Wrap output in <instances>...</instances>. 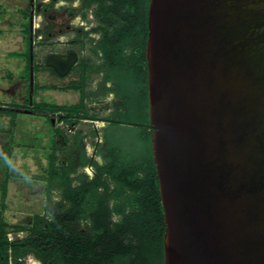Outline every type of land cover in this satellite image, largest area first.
<instances>
[{
	"label": "water",
	"instance_id": "95a60500",
	"mask_svg": "<svg viewBox=\"0 0 264 264\" xmlns=\"http://www.w3.org/2000/svg\"><path fill=\"white\" fill-rule=\"evenodd\" d=\"M148 26L164 264H264V0H150Z\"/></svg>",
	"mask_w": 264,
	"mask_h": 264
},
{
	"label": "trees",
	"instance_id": "16d2710c",
	"mask_svg": "<svg viewBox=\"0 0 264 264\" xmlns=\"http://www.w3.org/2000/svg\"><path fill=\"white\" fill-rule=\"evenodd\" d=\"M124 1L126 6L113 15L110 6L103 3L106 15L101 22L106 26L99 50L92 52L101 62L91 59L89 63L85 58L81 79L63 87L77 90L79 103L28 99L25 104H10L58 113L60 121L68 124L96 119L86 104L88 78L94 72H103V94L113 91L119 99L104 117L108 121L105 145L95 143V154L102 155L103 163L88 155L81 129L75 135L58 129L65 145L57 142L54 134L47 169L38 176L46 182L45 213H35L27 223H9L0 215V264H23L28 254H34L42 264H164L166 224L149 125L146 47L150 0ZM14 54L26 57L23 76L29 81V49ZM41 66L35 63V71ZM107 81L113 85L106 87ZM41 88L35 83L34 92ZM48 122L52 123V117ZM59 150L66 155L65 161L59 160ZM84 166H91L93 174L79 172ZM6 185L7 179L2 184L3 200ZM56 190L60 199L52 201ZM10 232H23L24 236L12 239Z\"/></svg>",
	"mask_w": 264,
	"mask_h": 264
},
{
	"label": "rangeland",
	"instance_id": "374dc122",
	"mask_svg": "<svg viewBox=\"0 0 264 264\" xmlns=\"http://www.w3.org/2000/svg\"><path fill=\"white\" fill-rule=\"evenodd\" d=\"M25 5V0H0V109L10 110V112L0 110V215L9 223H27L32 220L35 213H45L48 203L45 192L46 182L38 176L44 174L47 169L54 134L56 140L63 137L57 135V130L81 129L88 155L94 156L96 160L103 163L102 155L95 154V143L100 142L105 145L104 128L107 125L100 120L92 122L85 119L75 124H68L66 121H60L58 113L40 112L27 107L17 108L10 105L11 103L25 104L28 99L32 102L46 100L55 104L74 105L81 99L77 90L63 89L70 82L80 80L79 67H76L74 72L64 79L51 77L47 68L41 67L35 73L34 81L43 88L35 93L33 86L32 99L31 90L28 94L27 82L19 76L25 75V72L21 70L27 59L14 54L26 49L20 30V20L23 21V15L18 12V9L24 8ZM59 16L65 17V14L59 13ZM46 53L48 52H39L35 62L38 61L41 65L42 57ZM34 54L37 53L34 52ZM81 54L87 55L98 63L101 62L90 51ZM9 72L11 77H8ZM101 81L102 73L100 72H94L89 76L87 86L89 95L86 99L89 112L99 117L110 113L106 103L114 100L112 95L103 94L99 87ZM35 83L33 82V85ZM49 116L54 120L52 123L48 122ZM94 129L98 131L97 134L92 133ZM69 134L72 135L71 132ZM57 153L59 160H66L63 152L59 150ZM6 159L11 160V166L6 163ZM81 171L89 175L93 174L91 167H80L79 172ZM6 179V196L3 200L2 184ZM58 193L57 190L53 191L52 201L60 199ZM81 226L85 229V225ZM23 236V232L9 233L12 239ZM33 258L39 260L34 254H28L23 258V264H33L31 260Z\"/></svg>",
	"mask_w": 264,
	"mask_h": 264
},
{
	"label": "flooded vegetation",
	"instance_id": "af4514ba",
	"mask_svg": "<svg viewBox=\"0 0 264 264\" xmlns=\"http://www.w3.org/2000/svg\"><path fill=\"white\" fill-rule=\"evenodd\" d=\"M103 3V0H26L25 34L28 36V46L30 51L37 53L34 59L38 58L39 52H48L42 57L43 63L41 67H46L51 77L64 79L71 75L76 67L80 68L79 75L81 77L84 59L86 58L88 62L91 60L90 57L81 53H86L87 51L92 53L94 50H99L98 43L104 34L106 24L101 22V19L106 13L103 5L106 3L110 6L112 9L111 15L115 14L116 10L126 6L124 0H105V3ZM115 6L117 7L116 9ZM59 13H64L65 17L60 18ZM74 53H76L77 59L70 71L65 76L60 75L51 61V55L67 58ZM37 63L39 64L38 61ZM100 73H102L103 80V72ZM105 85L106 87L112 86L113 82L107 81ZM99 87L101 89V85ZM101 90L103 91V89ZM106 95H112L114 98L113 102H108L106 105L111 112L114 109V101L119 99L116 98L113 91ZM95 116L96 119L85 120L92 122L100 120L108 123L104 119L107 115L103 117ZM75 123L76 121H73L72 124ZM63 131L68 134L71 132L72 135H75L78 129L71 131L63 129ZM70 141L73 143L74 138H71Z\"/></svg>",
	"mask_w": 264,
	"mask_h": 264
},
{
	"label": "crops",
	"instance_id": "0c3cea01",
	"mask_svg": "<svg viewBox=\"0 0 264 264\" xmlns=\"http://www.w3.org/2000/svg\"><path fill=\"white\" fill-rule=\"evenodd\" d=\"M25 2H26V0H25ZM25 10H26V5H25V7L24 8H19L18 9V12L21 14V15H23L22 16V20L24 21H21L20 20V30H21V37H22V41H23V45L25 46V50L24 51H17L16 53H24V52H26L28 49H29V51H30V48H29V46H28V36L25 34V25H26V17H25ZM31 52L33 53V58H31ZM19 56H21V57H24L23 55H19ZM34 56H35V54H34V52L33 51H30V61H31V65H30V73H31V66L33 67V72H34V75H35V73L37 72V70L35 71V69H34V64L35 63H37V62H35V59H34ZM17 57H18V55H17ZM26 68H27V61L25 62V65H24V68L21 70L22 72L24 71L25 73H26ZM41 68V67H40ZM20 76V78H22V79H24L26 82H27V92H28V94H29V90H28V88H29V81H30V75H29V81L21 74V75H19ZM8 77H11V75H10V72H9V75H8ZM34 83H35V81H34ZM37 83V82H36ZM34 86V85H33ZM30 90H31V86H30ZM31 102H32V100H31Z\"/></svg>",
	"mask_w": 264,
	"mask_h": 264
},
{
	"label": "bare ground",
	"instance_id": "6f19581e",
	"mask_svg": "<svg viewBox=\"0 0 264 264\" xmlns=\"http://www.w3.org/2000/svg\"><path fill=\"white\" fill-rule=\"evenodd\" d=\"M32 260V263L33 264H41L40 262L41 261H39V260H37V259H35V258H33V259H31Z\"/></svg>",
	"mask_w": 264,
	"mask_h": 264
},
{
	"label": "clouds",
	"instance_id": "9594fccd",
	"mask_svg": "<svg viewBox=\"0 0 264 264\" xmlns=\"http://www.w3.org/2000/svg\"><path fill=\"white\" fill-rule=\"evenodd\" d=\"M6 163H8L9 166H11V160L10 159H6Z\"/></svg>",
	"mask_w": 264,
	"mask_h": 264
}]
</instances>
